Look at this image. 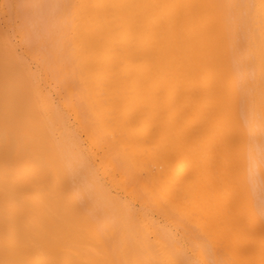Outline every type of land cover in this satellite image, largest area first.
Wrapping results in <instances>:
<instances>
[{
    "label": "bare ground",
    "instance_id": "6f19581e",
    "mask_svg": "<svg viewBox=\"0 0 264 264\" xmlns=\"http://www.w3.org/2000/svg\"><path fill=\"white\" fill-rule=\"evenodd\" d=\"M0 264H264V0H0Z\"/></svg>",
    "mask_w": 264,
    "mask_h": 264
},
{
    "label": "rangeland",
    "instance_id": "374dc122",
    "mask_svg": "<svg viewBox=\"0 0 264 264\" xmlns=\"http://www.w3.org/2000/svg\"><path fill=\"white\" fill-rule=\"evenodd\" d=\"M42 23V22H41ZM42 27L45 29L46 28V23L43 21Z\"/></svg>",
    "mask_w": 264,
    "mask_h": 264
}]
</instances>
